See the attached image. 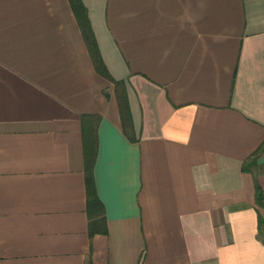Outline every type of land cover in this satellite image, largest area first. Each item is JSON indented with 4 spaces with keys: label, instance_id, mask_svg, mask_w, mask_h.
Listing matches in <instances>:
<instances>
[{
    "label": "crops",
    "instance_id": "0c3cea01",
    "mask_svg": "<svg viewBox=\"0 0 264 264\" xmlns=\"http://www.w3.org/2000/svg\"><path fill=\"white\" fill-rule=\"evenodd\" d=\"M82 1L123 85L70 0H0V264H264V0Z\"/></svg>",
    "mask_w": 264,
    "mask_h": 264
},
{
    "label": "trees",
    "instance_id": "16d2710c",
    "mask_svg": "<svg viewBox=\"0 0 264 264\" xmlns=\"http://www.w3.org/2000/svg\"><path fill=\"white\" fill-rule=\"evenodd\" d=\"M70 2L72 4L73 10L76 14V17L84 33L88 47L94 59L96 69L102 75L114 81L116 86L123 85L124 84L123 81L116 80L111 75L108 67L106 66L103 60L101 51L98 46L96 35L94 33V30L92 28V25L89 19L88 10L86 6L84 5L83 1L82 0H70ZM119 95H120L119 96L120 107H121V112H122V116L124 120V127H125L126 132L129 134L131 130V126H132L129 100L125 92L120 93ZM96 152H97V147L95 143H92L86 147L88 209L90 211V214H93L94 212H98L100 210H103L104 212V205L102 201L100 200V198L98 197L96 186L94 183V177H93V166H94V160L96 157ZM99 231L100 229L98 228V226H96L95 223L94 224L92 223L90 227L91 235H94Z\"/></svg>",
    "mask_w": 264,
    "mask_h": 264
}]
</instances>
